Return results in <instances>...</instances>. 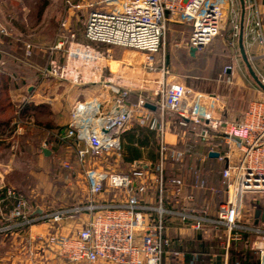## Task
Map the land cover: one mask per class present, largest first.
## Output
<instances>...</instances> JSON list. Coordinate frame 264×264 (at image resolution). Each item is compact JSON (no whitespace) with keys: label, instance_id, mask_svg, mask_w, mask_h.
<instances>
[{"label":"built area","instance_id":"obj_1","mask_svg":"<svg viewBox=\"0 0 264 264\" xmlns=\"http://www.w3.org/2000/svg\"><path fill=\"white\" fill-rule=\"evenodd\" d=\"M65 5L67 15L60 22L55 42L41 47L47 62L35 68L44 79L102 86L96 96L75 102L66 129L60 133L62 139L74 141L78 160L85 162L90 155L120 151L123 135L133 120L151 113L146 106L151 103L147 96L140 94L136 103H130L128 97L132 89L129 86L100 75L99 63L110 56L109 50L103 52L96 45L135 49L145 53L152 64L154 55L164 44L169 23L177 21L191 27L188 44L199 51L220 34L224 16L234 6V0H65ZM72 15L86 17L85 42L76 39ZM255 29L264 48V29L260 20ZM7 36L8 30L0 19V42ZM34 47L32 43L26 44L27 57L33 55ZM12 78L18 80L17 76ZM190 93L191 90L181 82L158 84L156 94L160 99H157V105L162 112L176 113L182 124L194 125L203 140H208L214 132L221 135L219 137L229 149L220 155L227 161L222 172L227 195L212 222L226 232V251L232 241L242 238L243 233L254 234L259 264H264V220L259 219L255 225L242 223L247 196L260 194L264 200V96L252 100L246 111L234 119L228 115L227 100L220 95ZM155 124L156 120L153 126ZM15 126L19 130L23 128L19 122ZM164 129L160 126L162 134ZM161 150L156 177L160 191L158 205L140 201L135 194L138 182L135 175L95 168L87 173L90 194L97 196L109 186L127 191L126 201L77 204L38 213L23 194L4 186L6 195L0 201H11L12 207L8 220L0 225V234L28 228L31 241L45 242L47 248L53 249L58 261L70 264H163L165 253L175 244L165 233L164 217L171 211L163 205V192L167 186L179 191L183 180L165 177L163 154L167 151L166 145H162ZM200 182L205 183L202 178ZM255 203L260 204L253 210L254 214L256 209L264 207V201L255 199ZM84 213H90L91 217L68 234L61 231L32 234L37 224L58 223ZM180 215L185 220L191 213ZM197 219L193 226L202 229L205 218Z\"/></svg>","mask_w":264,"mask_h":264},{"label":"rangeland","instance_id":"obj_2","mask_svg":"<svg viewBox=\"0 0 264 264\" xmlns=\"http://www.w3.org/2000/svg\"><path fill=\"white\" fill-rule=\"evenodd\" d=\"M43 3L44 0H0V19L8 30V36L0 42V49L4 51L1 56V60H4L2 67H5L3 71L7 72L13 81L10 89L20 84L24 91L22 95L27 91L26 87L29 83L26 82L25 75L29 71L23 63L16 65L12 61L17 58L24 62L34 61L39 65L45 64L47 57L43 55L44 52L31 57L26 56V44L32 43L38 47L53 44L57 38L61 16L67 11L65 0H49L40 16L39 11ZM85 22V15L79 16L74 21L76 39L79 42L86 41ZM226 25L220 34L207 47L199 50L193 58L187 56L186 42L181 39L183 34L188 35L189 29L179 27L174 23L168 26L164 44L161 50L154 55L152 64L147 61L145 53L132 48L102 44L96 47L103 52L109 50L110 57L107 59L118 61L123 70L127 69L130 72V77L122 76L126 79V82L122 84L129 86L133 91L138 89L139 91H151L153 86L144 82H156L162 77L164 71H169L164 73L165 78L175 77L177 81L191 90V95L194 92L220 95L227 100L232 111L242 110V113L256 97L249 90L250 84L258 86L247 73V68L237 48V42L235 41L231 46L229 21ZM176 43L181 46H176ZM236 62L248 77V82H240L241 86H238L239 84L235 81L234 84L225 81L227 70L235 66ZM17 74L20 78L14 82L12 76H17ZM92 85L91 83L85 84L86 87ZM96 95L95 92L88 98ZM17 99L14 103L16 111L11 124L13 129L4 130L0 126V184L2 186L13 187L34 206L42 205L47 211H55L86 201L89 187L87 173L91 169L96 168L115 173L130 172L129 165L122 160V150L105 152L100 156L90 155L85 162L79 161L72 147L65 146L61 140L59 142L58 137L55 139L58 126L50 120V114L39 110L33 112L31 116H24L20 95ZM10 115L11 110L6 109L3 112L0 110V119H8ZM18 122L23 127L21 130L15 126ZM188 127L194 128L193 126ZM214 135L221 136L218 133ZM208 145L210 147L211 143ZM43 148L52 150V154L45 157ZM228 150V147L224 146L223 153L226 154ZM66 163L69 166H66ZM165 165L168 171L172 172L177 167L173 162H167ZM199 176L196 179L203 177V170ZM221 189L223 192L227 191L224 183H221ZM255 199L260 202L264 201L261 200L263 196L260 194L255 196L249 194L243 206L242 223L250 225L253 221V210L260 204L255 203ZM8 218L9 212L0 205V225H3ZM75 219L77 218L65 219L58 223L37 224L32 234L40 232L47 234L49 231H61L68 234L75 231V224L78 223ZM30 235L28 228L21 231L2 232L0 234V264L59 263L53 249L47 248L45 242L37 239L31 241ZM247 235H251L250 239L256 241L255 235L250 233ZM212 239L210 245L213 251H217L219 249L217 238ZM214 239L217 242H213ZM254 255L258 256V254Z\"/></svg>","mask_w":264,"mask_h":264},{"label":"crops","instance_id":"obj_3","mask_svg":"<svg viewBox=\"0 0 264 264\" xmlns=\"http://www.w3.org/2000/svg\"><path fill=\"white\" fill-rule=\"evenodd\" d=\"M244 8L245 10L240 0H234V6L229 8L224 16L222 29L227 26L226 24L229 21L232 41L230 44L233 46L236 41L237 48L240 51L239 38L243 27L244 48L254 69L264 81V48L258 41L255 29L256 22L260 18L263 20L262 26L264 29V0H245ZM66 15L67 11L61 16L60 22ZM72 18L73 21H76L77 17L72 15ZM172 23L189 29L188 35L183 34L181 39L183 42H186L187 56L195 57L198 50L192 56L190 54L191 46L188 44L191 36V27L177 21H171L169 25ZM59 26L60 23L58 28ZM236 26L238 27L237 30ZM177 45L181 46L179 43H176ZM41 49V47L35 45L33 56L34 54L43 53L44 51ZM2 54H4V51L0 49V65L4 63V60H1ZM43 55H46V53L44 52ZM240 56L244 62L241 51ZM21 60L16 58L12 62L16 65L23 63L27 66L26 68L29 72L26 73L25 80L29 84L26 87V93L23 95L24 91L20 84L16 83L17 85L10 89L9 93L12 102L15 103L20 95L23 103L32 102L39 109L42 108V112H48L50 120L55 122V126H58V134H55V139L57 137L60 138L57 139L59 142L61 140L65 146L72 147L76 151L74 141L62 139L60 133L66 129L69 122L70 110L75 102L86 99L91 94H95V92L98 94L102 86L100 84H93L90 87H86L83 84L57 82L52 78L44 79L35 67L44 66L47 60L42 65L34 61L24 62ZM99 64L100 75L114 82H126V79L121 75L123 68L119 66L118 61L106 58ZM2 66L3 64L0 66V71H3L5 68ZM245 67L247 68L246 64ZM247 73L253 79L248 68ZM17 77L20 78L18 74ZM225 81L231 84H234L235 81L236 84H239L238 86H241L240 82H248V77L236 62L235 66L227 70ZM253 81L259 87L250 84L249 90L256 96L254 99L264 96V90L254 79ZM12 82L11 80L10 83L12 84ZM172 82L179 81L175 77L166 79L164 72L162 77L156 81L159 85H166V83ZM156 89L157 87H152V92L139 91V89L131 91L128 97L130 103H136L140 94L148 95L147 97L151 104L156 106V109L148 107L151 113L146 117H137L130 124V128L123 135L121 157L123 162L129 165L130 172L128 174L135 175L138 178L135 194L142 203L153 206L159 204L160 191L156 177L158 174V164L162 157V145H166L167 147V151L163 154L165 177H179L183 180V186L179 191L173 186H167L163 192V205L171 211L166 213L164 217L166 221L165 233L175 242L165 253L163 264H259V254L254 245L255 240L250 239L249 236L251 235H247L249 233H243L240 240L232 241L231 247L226 251V232L225 230L216 228L212 222V219L217 218L220 203L226 199L227 195V191L223 192L221 189V183H223L222 172L227 166V161L225 158H220V156H210V152L216 151L220 155H224V146H227L225 141L221 137L214 135L216 133H213L208 140H203L195 128L190 129L188 127L194 125L190 123H188L189 125L182 124L176 113L162 112L157 105L159 101L157 99H160V96L156 94ZM241 111L237 110V112H234L229 108L228 115L230 118H239L246 110L242 113ZM154 120H156V124L153 126ZM162 125L165 127L163 134L160 130V126ZM210 143L211 146L209 147L208 144ZM167 162L176 163L177 167L175 171H168L165 165ZM138 163L145 165V167H139ZM201 170H203L202 179L205 181L203 184L200 182V179H196L200 177L198 174ZM197 171L198 173L196 174ZM2 187L4 186L0 184V200L6 195L5 189H2ZM127 197V191L112 187H106L102 193L92 196L88 187V198L85 202L78 204L119 203L126 201ZM0 205L8 212L12 207L11 201H0ZM35 207L38 211H47L42 205H36ZM180 213H191V216L184 220ZM90 217V213L78 216L75 219L78 220V223L75 221V230L80 228ZM197 217L206 219L203 220L202 229H196L193 226L194 222L198 220ZM252 220L250 225H255L254 216ZM213 237L217 238L219 244L217 251H213L210 245ZM215 241L216 239L213 242ZM254 254H258V256L255 257ZM59 264L70 263L59 261Z\"/></svg>","mask_w":264,"mask_h":264},{"label":"trees","instance_id":"obj_4","mask_svg":"<svg viewBox=\"0 0 264 264\" xmlns=\"http://www.w3.org/2000/svg\"><path fill=\"white\" fill-rule=\"evenodd\" d=\"M49 3V0H44L43 5L40 8L39 11V15L41 16L43 11L45 10V8L47 7ZM193 58V57H190ZM10 76L8 75L7 72L5 71H0V110L3 112L6 109L11 110V115L8 119H0V126L2 127V129L4 130H11L13 129L11 127L12 121H13V117H14V113L16 111L15 108V104L12 102L11 98H10ZM37 109V110H36ZM42 110V108L39 109V107H37L36 105H34V103H23V115H29L31 116L33 114V112ZM247 236V235H245Z\"/></svg>","mask_w":264,"mask_h":264},{"label":"water","instance_id":"obj_5","mask_svg":"<svg viewBox=\"0 0 264 264\" xmlns=\"http://www.w3.org/2000/svg\"><path fill=\"white\" fill-rule=\"evenodd\" d=\"M240 1H241L242 5H243V9L245 10V8H244L245 7V0H240ZM243 33L244 32H243V27H242V30H241V33H240V38H239V40H240V51H241L242 58H243L246 66L248 68V71H249L250 75L253 77V79L256 81V83L264 90V81L260 78V76L258 75L256 70L254 69V67H253V65H252V63H251V61H250V59L248 57V54H247V52H246V50L244 48ZM196 51H197L196 47H194V46L190 47V54L192 56L195 55ZM121 75L122 76H126V77H130L131 76L130 72L127 69L122 70ZM144 83L149 85V86H153V87L157 86V83L155 81L144 82ZM146 106L149 107V108H152V109H156V106L151 104V103H148ZM42 151H43L44 155H46V156H49V155L52 154V151L50 149H48V148H43ZM210 156L219 157L220 153L216 152V151H211L210 152ZM138 166L142 167V168L145 167V165H143L141 163H138ZM36 211L38 213H41V210L38 211V209H37ZM254 217H255V223L256 224L258 223L259 219L264 220V207L256 209Z\"/></svg>","mask_w":264,"mask_h":264}]
</instances>
